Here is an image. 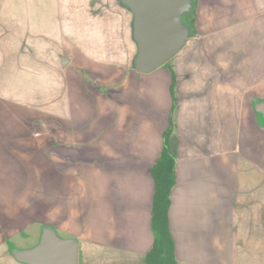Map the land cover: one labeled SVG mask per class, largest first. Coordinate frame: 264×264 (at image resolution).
<instances>
[{"label": "crops", "instance_id": "obj_1", "mask_svg": "<svg viewBox=\"0 0 264 264\" xmlns=\"http://www.w3.org/2000/svg\"><path fill=\"white\" fill-rule=\"evenodd\" d=\"M37 2L24 13L0 0V62L6 31L12 39L24 23L20 15L32 32L49 21L51 11ZM198 2L186 52L149 72L134 65L133 15L124 5L128 14L115 38L97 40L78 25L72 30L75 50L62 60L58 142L59 157L69 164L65 175L79 179V200L61 199L65 217L58 228L79 241L80 264H94L96 256L108 264H147L156 239L154 169L166 142L175 158L167 214L178 264H264L247 261L264 255V116L258 109L264 96L251 83L257 63L250 56L243 68L240 53L193 54L187 45L199 36ZM7 245L0 241L6 259L0 264H26Z\"/></svg>", "mask_w": 264, "mask_h": 264}, {"label": "rangeland", "instance_id": "obj_2", "mask_svg": "<svg viewBox=\"0 0 264 264\" xmlns=\"http://www.w3.org/2000/svg\"><path fill=\"white\" fill-rule=\"evenodd\" d=\"M30 2L4 0V6L17 4L25 13ZM79 3L44 0V6L51 11L49 21L43 25L39 21L32 32L31 25L27 29L25 14L20 15L24 23L13 30L16 37L10 39L6 31L3 39L6 54L0 62V241L11 249L34 247L48 225L59 236L72 237L58 228V222L65 217L59 206L61 199L66 195L67 199L79 200V179L73 174L65 175L69 164L59 157L57 101L63 56L74 53L72 30L76 25L82 27V33L92 32L97 40H110L122 28L124 14H128L118 0ZM89 9L94 13H75ZM193 16V11L185 14L184 22L191 24ZM196 17L199 36L187 45L194 47L193 54L240 53L243 68L250 66L251 56L258 68L257 79L251 81L257 86H252V91L264 96V0H199ZM222 43L227 49L218 52L217 46ZM249 83L243 78V88H249ZM66 151L69 154L70 149ZM0 257V262H6L5 256ZM100 257H95L94 264H108ZM250 260L262 262L264 255L249 256L247 261Z\"/></svg>", "mask_w": 264, "mask_h": 264}, {"label": "water", "instance_id": "obj_3", "mask_svg": "<svg viewBox=\"0 0 264 264\" xmlns=\"http://www.w3.org/2000/svg\"><path fill=\"white\" fill-rule=\"evenodd\" d=\"M133 13V38L137 43L135 67L149 72L177 54L194 35L184 15L194 10V0H119ZM67 60L63 56V61ZM264 116V101L258 103ZM26 264H80L76 238L58 235L53 226H44L40 241L32 248L11 250Z\"/></svg>", "mask_w": 264, "mask_h": 264}, {"label": "trees", "instance_id": "obj_4", "mask_svg": "<svg viewBox=\"0 0 264 264\" xmlns=\"http://www.w3.org/2000/svg\"><path fill=\"white\" fill-rule=\"evenodd\" d=\"M157 190L155 194L153 225L156 239L147 254V264H178L175 242L169 229V195L175 180V158L166 142L161 160L155 166Z\"/></svg>", "mask_w": 264, "mask_h": 264}]
</instances>
